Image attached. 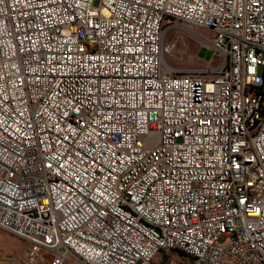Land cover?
Masks as SVG:
<instances>
[{"label":"built area","instance_id":"1","mask_svg":"<svg viewBox=\"0 0 264 264\" xmlns=\"http://www.w3.org/2000/svg\"><path fill=\"white\" fill-rule=\"evenodd\" d=\"M181 23L214 56L176 74ZM0 228L14 264H264V0H0Z\"/></svg>","mask_w":264,"mask_h":264},{"label":"rangeland","instance_id":"2","mask_svg":"<svg viewBox=\"0 0 264 264\" xmlns=\"http://www.w3.org/2000/svg\"><path fill=\"white\" fill-rule=\"evenodd\" d=\"M200 37L210 40L212 32L190 23L174 25L166 30L164 41L173 43L174 48L163 56V61L171 72L185 73L192 68L210 65L214 52L204 45ZM27 245L25 239L0 228V260H18ZM152 264H188V259L176 251L161 250L152 259Z\"/></svg>","mask_w":264,"mask_h":264},{"label":"crops","instance_id":"3","mask_svg":"<svg viewBox=\"0 0 264 264\" xmlns=\"http://www.w3.org/2000/svg\"><path fill=\"white\" fill-rule=\"evenodd\" d=\"M15 261L10 260V261H4V260H0V264H14Z\"/></svg>","mask_w":264,"mask_h":264},{"label":"trees","instance_id":"4","mask_svg":"<svg viewBox=\"0 0 264 264\" xmlns=\"http://www.w3.org/2000/svg\"><path fill=\"white\" fill-rule=\"evenodd\" d=\"M176 252H178V251H176ZM180 255H184L183 253H181V252H178Z\"/></svg>","mask_w":264,"mask_h":264}]
</instances>
